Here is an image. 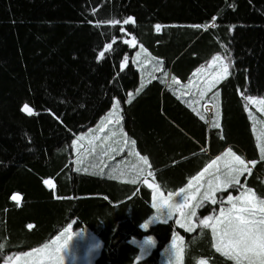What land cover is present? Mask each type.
<instances>
[{"label": "trees", "instance_id": "trees-1", "mask_svg": "<svg viewBox=\"0 0 264 264\" xmlns=\"http://www.w3.org/2000/svg\"><path fill=\"white\" fill-rule=\"evenodd\" d=\"M129 17L134 23L124 24ZM139 45L161 62L146 81L133 61ZM217 55L232 63L202 101L220 109L218 127L214 108L209 129L176 89ZM262 94L264 0H0V264L71 222L100 240L94 264H162L175 233L183 237L182 264H237L216 251L211 227L187 231L174 219L140 227L154 213L153 190L142 181L149 171L164 192L177 191L230 144L251 169L240 182L264 200V154L247 101ZM116 97L125 132L146 160L135 184L73 160L74 138ZM146 236L156 244L137 260L134 240Z\"/></svg>", "mask_w": 264, "mask_h": 264}, {"label": "rangeland", "instance_id": "rangeland-1", "mask_svg": "<svg viewBox=\"0 0 264 264\" xmlns=\"http://www.w3.org/2000/svg\"><path fill=\"white\" fill-rule=\"evenodd\" d=\"M136 50L137 51L133 56L134 63L139 69H141V71L143 70L144 77L147 71H151L149 73L150 76V74L157 69L155 68L157 62L161 63L159 61L160 58L150 53L143 47V45H139ZM231 63L232 61L226 59L222 55H217L209 64L197 69L193 77L188 81V83H186V85L204 83L206 84V90H210L229 73ZM249 97L252 99L249 100ZM247 101L250 104L249 111L253 121V128L257 136L258 146L262 152V149H264V103H261V101H264V94L247 96ZM28 107L31 109L30 106ZM121 110L120 99L116 97L107 115L105 114L103 118L93 127L77 134L73 140V160L77 167L81 165L90 166L91 163H94L93 166L97 163H101V166H104L105 163H107V168L110 170L109 173H113L115 168H122V170L125 169V178L129 177L135 180L138 179L139 176L135 177L132 174L138 173V170L134 169L135 167L140 168L145 162V158L138 154L131 144V141L129 140L123 127ZM235 157H240L248 167L249 163L247 159L242 154L231 148L220 156L215 163H209L207 171L204 170L202 172L203 175L200 174L191 180V186L187 187L184 191V195L189 197V207L183 209V217H180L179 212L176 211V219H181V222L185 224V227L183 228L187 230L188 227L194 226L195 229L198 224H200L201 220L212 216L214 219L209 221V224H215L217 233L219 234L223 227L222 224L216 223L217 219L223 220V217L220 216V210L223 209L225 216H227L233 203L236 205L237 209L246 207L244 200L246 197H252L253 191L251 190V193L248 192L249 188L245 187L241 182L240 186L237 187L225 186L230 177L238 175L236 170L240 168V166L235 160ZM217 167H219V170H217ZM241 177L242 175L238 176L239 181L241 180ZM197 182L202 184L201 188H197ZM216 187H219L221 191H229L222 199H219L217 192L220 190L215 192L211 191L212 188ZM199 189L201 190L200 196H198ZM242 193L243 195H241ZM206 194L214 198L216 203L221 204L216 206L215 203L213 206H208V204L211 203V200L207 198ZM229 195L233 197L232 203H229L227 200ZM178 196L180 202H175L176 205L183 202L181 200V195L178 194ZM237 197H239V199H236ZM260 201L264 200L258 199V197L254 194L253 202L257 211V215L254 217L255 219H259V209L264 207V205L259 203ZM193 211L196 213L195 216L192 215ZM233 212H235V210H233ZM156 215H152L146 222H149ZM249 218L251 219L253 217ZM151 224L152 223H150V225ZM180 237L182 236L179 233H175L173 235L172 240L162 253V264H182L183 237L182 239H178ZM149 238L154 241L152 245L145 244V241ZM174 238H177L176 248L173 247L172 243ZM134 241L140 247V253L137 260L145 258L156 244L154 236H146L142 239H135ZM60 245H65L68 249L66 255L63 250L61 251L63 264H94V259L100 250L101 242L89 229L85 227H76L74 222H71L50 241L37 248L31 249V251L28 250L29 252L26 251L27 253H32L30 257L25 256V252L18 253L10 256L11 259H9V257L5 263L27 264L29 261L38 257L41 258L42 256L46 258V261L49 263L47 253L53 251ZM37 249H42L44 251L37 252L35 251ZM178 249L182 250L181 259L179 261L176 259V252ZM222 249L223 252L228 253V255H234L231 249L223 248V246ZM240 261L243 264H259L258 257L251 260L241 257ZM202 262L203 264H209V262L204 258L200 259L197 264H202Z\"/></svg>", "mask_w": 264, "mask_h": 264}, {"label": "snow or ice", "instance_id": "snow-or-ice-1", "mask_svg": "<svg viewBox=\"0 0 264 264\" xmlns=\"http://www.w3.org/2000/svg\"><path fill=\"white\" fill-rule=\"evenodd\" d=\"M109 23L119 24L120 21H109ZM123 23L124 24L134 23V18L129 17L125 19ZM195 27H201V26H195ZM160 29L161 26L156 25V31H160ZM121 30L123 31V29ZM132 39L134 40L135 38L133 37ZM125 42L131 43V41H125ZM111 47H112L111 44L107 45L105 51L111 49ZM103 56H104V52H101L99 54V58H103ZM124 63L125 64L127 63V57L124 58ZM123 66L124 65L122 64L121 67L123 68ZM129 96L131 97V94H129ZM248 99L251 100L252 98L249 97ZM128 102H131V99H129ZM261 103H264V101H261ZM22 111L27 112L29 115L34 114L33 110L30 109L28 105H24ZM214 126L218 127V124H215ZM262 154H264V149H262ZM262 158H264V156H262ZM235 160L238 162L240 166V168L236 170L238 175L230 177L226 182L225 186H231V187L240 186V181L238 179V176L243 175L245 171H247L249 174L251 173V169L247 167L245 162L240 157H235ZM213 163H215V161H213ZM205 171H207V169H205ZM201 175H203V173H201ZM111 178H115V177H111ZM130 182L135 184L137 181L133 179ZM44 183L49 186L53 184L51 180H45ZM189 186H191V182H189ZM218 190H220L219 187L211 189L212 192ZM183 192L184 189H181L180 193L178 194H182ZM248 192L251 193V190L249 189ZM241 195H243V193ZM169 196H171V194H169ZM206 196L208 199L211 200L212 204L216 203V200L212 198L210 195L206 194ZM253 197H254V193H252V197L245 198L244 203L246 207L243 208L237 209L236 205L233 203L232 208L229 209V214L227 216H225L223 209L220 210V216L223 217V220L217 219L216 223L222 224L223 227L219 232V234L217 233L216 225L209 224V221H212L214 219L212 216H209L204 220L200 221L201 225L212 228L213 236L216 239V243L214 244L216 251L222 252L223 251L222 246L223 248L231 249V251L234 253V255L231 258L237 260V264H240L241 257L250 260L255 257H258L259 264H264V207H261L259 209V213H260L259 219H255L254 217L257 215V211L254 207ZM11 199L13 201H19L20 197L19 195H13ZM236 199H239V197H237ZM181 200L183 201L182 203L173 205L170 204L168 200L163 199L162 195L158 200L157 195L154 194L153 207L157 208V215L153 217L149 222L140 225V227L147 230L149 228L150 223H168L169 220L174 219V212L172 211L173 209L179 212L180 217H183L184 216L183 209L189 207L188 205L189 197L186 195H181ZM227 200L229 203H232L233 197L229 195L227 197ZM259 203L261 205H264V201H260ZM162 207L168 209L167 216L163 220H161L159 214V209ZM233 210H235V212H233ZM192 215L193 216L196 215L195 211L192 212ZM249 217H253V218L250 219ZM174 223L182 228L185 227V224L181 222V219H174ZM28 227H32V226L29 225ZM193 230H194V226L187 228V231H193ZM178 239H182V237ZM153 243L154 241L151 238L145 241L146 245H152ZM172 243H173V247L176 248L177 238H174ZM62 250L66 255L68 249L65 247V245H60L56 247L53 251L47 253V256L51 261V264H63V256H61ZM35 251L42 252L44 250L37 249ZM181 252L182 250L179 249L176 252V259L178 261L181 259ZM223 254L228 255V253L226 252H224ZM24 255L30 257L32 253H26ZM9 259H11V257Z\"/></svg>", "mask_w": 264, "mask_h": 264}, {"label": "crops", "instance_id": "crops-1", "mask_svg": "<svg viewBox=\"0 0 264 264\" xmlns=\"http://www.w3.org/2000/svg\"><path fill=\"white\" fill-rule=\"evenodd\" d=\"M155 73H156V71L152 72L150 74V76L155 75ZM150 76H149V78H150ZM168 79L169 78H167V80ZM143 80L146 81L147 78L144 77ZM210 91H211V89L210 90H206V84H204V83L203 84L195 83V85H191V84L186 85V83H183V85L179 86L176 89V94L179 97H182V98H184L186 100H187V97L189 98V101L187 103L193 108L195 114L201 115L203 121H205L207 123V126H208L209 129H210V124H211V113L214 110V108H215V113L218 114L217 117H219V118H217V124H219V122H220V109L217 108V102H211V101L202 102L205 98L206 99L209 98V92ZM120 104H121V102H120ZM107 113H106V115H107ZM208 139H209V134H208ZM207 142L209 144V140ZM231 148H233L236 152H238L232 145L229 144L222 151H220L219 153H217L213 157V159H212L211 162L217 161L220 156H222L226 151H228ZM208 153H209V150L206 149V154H208ZM230 155H232V154H230ZM214 159H216V160H214ZM145 163L146 162H144L140 168L135 167L134 170H140V169H141V171L145 170ZM106 164L107 163H105L104 166H101L102 165L101 163H97V164H95V166H93L94 163L93 164L91 163V165H90L91 168L90 169L100 168V170H102V172L104 170V171H108V173H109L110 170L107 168V165ZM207 167L205 169H207ZM124 170H122V168H118V169L115 168V170H113V173L116 174V175H119L120 177H125L124 176V172H125ZM204 170L200 171L192 179H194L195 177H197L198 175H200ZM217 170H219V167H217ZM141 171H138V173H135V174H132V175L135 176V177H138V176L139 177H142L143 176V174H142L143 172L140 173ZM151 175H150V172L148 171V174H146V175L143 176V181L142 182L145 183L148 187H150L153 190V195L156 194L158 200H159L160 196L162 195L163 199L168 200L169 203L170 204H173V205L175 204V202H177V203L180 202L179 201V196H178V193L180 192V190L181 189H184V191H185V189L187 187H189V183H188V184H186L185 186H183L181 189H179L177 191L164 192L162 189H160L157 186L156 183H154L152 180L149 179L150 178L149 176H151ZM47 180H52V179H47ZM191 180L189 182H191ZM196 186H197V188H201L202 187V184L200 182H197ZM50 187L54 189L55 188V183H53ZM198 193H199L198 196H200L201 195V190L200 189L198 190ZM169 194H171V196H169ZM185 194H186V192H185ZM180 195H184V192L182 194H180ZM152 202H153V198H152ZM172 211L174 212V219H176L177 218L176 210L173 209ZM156 213H157V208L154 207V213H153V215L154 214L156 215ZM167 213H168V209L163 208V207L159 209V214H160L161 220H163L167 216ZM29 251H31V250H29ZM29 251H27V252H29ZM27 252H25V253H27ZM7 264H10V263L8 262ZM27 264H51V261L49 260V263H48L46 261V258H44L42 256L41 258L38 257V258H36L34 260L29 261Z\"/></svg>", "mask_w": 264, "mask_h": 264}, {"label": "water", "instance_id": "water-1", "mask_svg": "<svg viewBox=\"0 0 264 264\" xmlns=\"http://www.w3.org/2000/svg\"><path fill=\"white\" fill-rule=\"evenodd\" d=\"M132 42H134V40L132 39Z\"/></svg>", "mask_w": 264, "mask_h": 264}, {"label": "bare ground", "instance_id": "bare-ground-1", "mask_svg": "<svg viewBox=\"0 0 264 264\" xmlns=\"http://www.w3.org/2000/svg\"><path fill=\"white\" fill-rule=\"evenodd\" d=\"M53 182V181H52Z\"/></svg>", "mask_w": 264, "mask_h": 264}]
</instances>
